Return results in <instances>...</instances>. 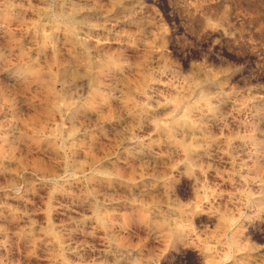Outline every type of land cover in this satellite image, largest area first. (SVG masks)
<instances>
[{
  "label": "rangeland",
  "instance_id": "1",
  "mask_svg": "<svg viewBox=\"0 0 264 264\" xmlns=\"http://www.w3.org/2000/svg\"><path fill=\"white\" fill-rule=\"evenodd\" d=\"M0 264H264V0H0Z\"/></svg>",
  "mask_w": 264,
  "mask_h": 264
},
{
  "label": "bare ground",
  "instance_id": "2",
  "mask_svg": "<svg viewBox=\"0 0 264 264\" xmlns=\"http://www.w3.org/2000/svg\"><path fill=\"white\" fill-rule=\"evenodd\" d=\"M58 12H60V11H58ZM58 12H57V13H58ZM61 13H62V12H61ZM59 14H60V13H59ZM55 15H56V14H55ZM62 15H63V14H61V16H62ZM58 16H59V15H58ZM58 16H57V17H58ZM62 17H63V16H62ZM61 21H63V20H61ZM65 21L67 22V20H65ZM54 22H55V21H54ZM63 22H64V21H63ZM67 23H68V22H67ZM66 25H67V24H66ZM66 29H68V30L70 29V31H72V27H71V25L69 24V27L66 28ZM73 30H74V29H73ZM70 31H69V32H70ZM173 101H174V100H173ZM175 101H176V100H175ZM178 103H179V101L177 102V105H178ZM171 104H172V103H171ZM173 104H174V103H173ZM175 104H176V103H175ZM168 106H169V105H168ZM175 107H176V106H175ZM191 107H192V106H191ZM165 108H166V107H165ZM176 108H177V107H176ZM192 108H193V107H192ZM207 108H208V106H207ZM190 109H191V108H190ZM171 110H173V109H171ZM185 110H186V109H185ZM185 110H184V111H185ZM196 111H197V110H196ZM172 112H174V111H172ZM186 112H188V111H186ZM192 112H194V111H192ZM201 112H202V111H201ZM186 114H187V113H186ZM56 115H57V114H56ZM190 115H191V114H190ZM190 115L188 114V117H187L188 119H191V118H189ZM183 116H184V115H183ZM183 116H182V117H183ZM186 116H187V115H186ZM186 116H185V117H186ZM180 117H181V115H180ZM176 119H177V118H176ZM180 119H183V120H177V121H175L174 124L172 123V124H173L172 126L170 125V127L167 126V127H165V128L160 127V129H164L165 132H166L168 135H172V132L175 131V130H172L173 127L176 126V128H178V126L185 125V124H186V126H187V123H186V120H187V119H186V120H185L184 118H180ZM174 120H175V119H174ZM171 121H172V120H171ZM172 122H173V121H172ZM170 123H171V122H170ZM202 123H203V122H202ZM166 124H167V123H166ZM182 127H184V126H182ZM188 127H189V126H188ZM176 128H175V129H176ZM187 129H188V128H187ZM188 130L191 131L190 128H189ZM182 131H183V130H182ZM182 131H181V132H182ZM181 132H180V133H181ZM184 132H185V131H184ZM186 132H187V131H186ZM180 133H179V134H180ZM187 133H188V132H187ZM192 133H193V132H192ZM189 134H190V132H189ZM174 135H175V133H174ZM178 136H179V135H178ZM170 137H172V136H170ZM175 138H176V137H174V139H175ZM191 138H192V137H191ZM169 139H170V138H169ZM169 139H168V140H169ZM178 140H179V139H178ZM178 140L176 139L177 142H178ZM179 141H180V140H179ZM185 141H186V140H185ZM181 142H182V141H181ZM184 143H186V142H184ZM180 145H181V147L184 148V149H187V147L189 146V144L186 146V145L183 144V143H180ZM177 147H178V146H177ZM191 149H192V148H191ZM191 149H190V150H191ZM188 155H189V154H188ZM190 157H191V156H190Z\"/></svg>",
  "mask_w": 264,
  "mask_h": 264
}]
</instances>
